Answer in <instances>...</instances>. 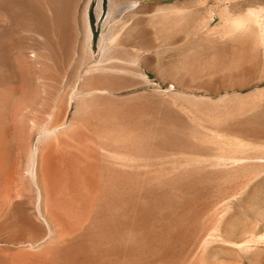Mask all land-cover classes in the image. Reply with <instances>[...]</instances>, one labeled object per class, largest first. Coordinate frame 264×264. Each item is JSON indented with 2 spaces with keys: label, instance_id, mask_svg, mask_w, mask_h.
I'll list each match as a JSON object with an SVG mask.
<instances>
[{
  "label": "rangeland",
  "instance_id": "374dc122",
  "mask_svg": "<svg viewBox=\"0 0 264 264\" xmlns=\"http://www.w3.org/2000/svg\"><path fill=\"white\" fill-rule=\"evenodd\" d=\"M32 53L0 264H264V0H0V77Z\"/></svg>",
  "mask_w": 264,
  "mask_h": 264
},
{
  "label": "bare ground",
  "instance_id": "6f19581e",
  "mask_svg": "<svg viewBox=\"0 0 264 264\" xmlns=\"http://www.w3.org/2000/svg\"><path fill=\"white\" fill-rule=\"evenodd\" d=\"M31 56L33 62L36 63L37 66H34L33 63L29 62L25 58L20 57L18 59L17 66H15L18 69L16 71L17 73L12 74L9 77H0V119H3L5 123V130L7 134L10 135L11 139L14 138L17 126L19 125L18 118L26 116V112L32 109L35 89L42 81L40 75L41 68H38L40 62L37 59V55L32 53ZM40 107H42V105ZM51 128L53 127H47L45 130L47 131ZM46 167L47 164L42 154L37 155L36 162H34L30 168L31 176L36 179L37 176L46 174Z\"/></svg>",
  "mask_w": 264,
  "mask_h": 264
}]
</instances>
